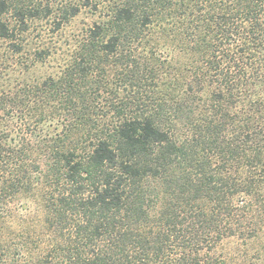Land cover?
<instances>
[{"label": "trees", "instance_id": "obj_1", "mask_svg": "<svg viewBox=\"0 0 264 264\" xmlns=\"http://www.w3.org/2000/svg\"><path fill=\"white\" fill-rule=\"evenodd\" d=\"M32 1L93 21L0 67V264H264V0Z\"/></svg>", "mask_w": 264, "mask_h": 264}, {"label": "rangeland", "instance_id": "obj_2", "mask_svg": "<svg viewBox=\"0 0 264 264\" xmlns=\"http://www.w3.org/2000/svg\"><path fill=\"white\" fill-rule=\"evenodd\" d=\"M39 1L44 4L46 2L51 3L53 7L60 4H76L80 0H33L32 4L37 5L39 4ZM80 5V3H79ZM93 21L92 17H89L85 11H81L78 16H76L72 21L71 24L67 27H64L62 31L56 32L52 30L53 22L52 17L51 18H44L42 20L33 21L30 23V27L27 32L23 34L24 40H25V46L23 49L22 54L20 55H13L7 47V43L3 40H0V67L7 66L9 67V77L12 80L14 77H17L19 71H22V67H18L20 61H27L28 63L31 62L33 58V53L39 48V47H47L49 45H52V43H57L59 47L56 48L57 54L54 55V58L48 61L47 64H45L44 67H30L28 73L26 76L33 79L34 77L40 76L42 73L45 72V70L51 69L54 66L55 58L57 57L58 60H62L64 55L68 52L70 49V43L73 40V35L78 34L81 30L84 24L91 23ZM52 47V46H49ZM55 48V47H54ZM61 62V61H59ZM5 64V65H4ZM16 66L18 68H16ZM21 66V65H20ZM12 69H15V71H11ZM7 77H5L2 80V83L5 84V80Z\"/></svg>", "mask_w": 264, "mask_h": 264}]
</instances>
